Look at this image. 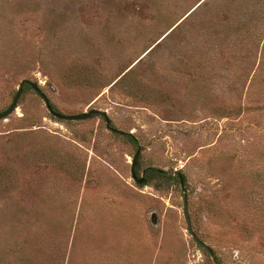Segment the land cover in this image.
Listing matches in <instances>:
<instances>
[{
  "label": "rangeland",
  "instance_id": "rangeland-1",
  "mask_svg": "<svg viewBox=\"0 0 264 264\" xmlns=\"http://www.w3.org/2000/svg\"><path fill=\"white\" fill-rule=\"evenodd\" d=\"M24 80L111 124L24 88L0 264H264V0H0V115Z\"/></svg>",
  "mask_w": 264,
  "mask_h": 264
},
{
  "label": "water",
  "instance_id": "water-1",
  "mask_svg": "<svg viewBox=\"0 0 264 264\" xmlns=\"http://www.w3.org/2000/svg\"><path fill=\"white\" fill-rule=\"evenodd\" d=\"M25 85H29L33 88V90L41 97V99L44 101L47 109L49 110V112L56 117L59 120L62 121H84L87 120L89 118H91L92 116H96V115H103L107 125L110 127L111 124V120L108 117V115L100 110L97 109H93L90 110L89 112L80 114V115H64V114H59L56 113L52 106H51V102L48 98V96L43 92V90L34 82L30 81V80H24L19 88V91L17 93V96L13 102V104L11 105V107L9 108V110L3 114L0 115V121L1 120H6L9 116H11L16 110H17V105L18 102L22 96V93L24 91V86ZM116 131V130H114ZM117 133H120L122 135H124V132L121 131H116ZM141 154V150H139L133 160V166H132V175H133V179L138 183V184H144L145 183V178H141L138 179L136 176V172H135V168L137 166L138 163V158ZM184 216H185V220L187 223V231L189 232V234L192 236V238L194 239V241L197 243V245L199 247L204 248L205 250H207L209 253H211V249L199 238V236L195 233L194 229H193V225H192V220L190 217V212H189V202H188V198L186 195H184Z\"/></svg>",
  "mask_w": 264,
  "mask_h": 264
},
{
  "label": "trees",
  "instance_id": "trees-1",
  "mask_svg": "<svg viewBox=\"0 0 264 264\" xmlns=\"http://www.w3.org/2000/svg\"><path fill=\"white\" fill-rule=\"evenodd\" d=\"M24 88H27V89H32L33 88L29 85H25ZM53 107V106H52ZM54 110V108H53ZM121 137L127 139L128 141L130 142H133V143H137L135 138L131 135V134H120L118 133ZM146 174L148 177H156V178H167V177H171L174 181H176L177 183H182V181H184V176H182V174H178L177 176H171L169 175L167 172L163 171V170H160V169H155V168H150L146 171ZM144 186L147 185V182H145L143 184Z\"/></svg>",
  "mask_w": 264,
  "mask_h": 264
}]
</instances>
